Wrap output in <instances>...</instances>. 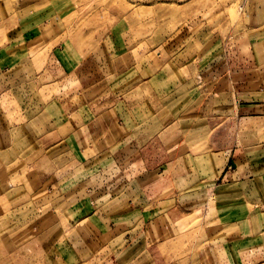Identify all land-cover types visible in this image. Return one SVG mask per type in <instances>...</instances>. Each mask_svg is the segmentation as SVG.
Wrapping results in <instances>:
<instances>
[{"label":"crops","instance_id":"crops-1","mask_svg":"<svg viewBox=\"0 0 264 264\" xmlns=\"http://www.w3.org/2000/svg\"><path fill=\"white\" fill-rule=\"evenodd\" d=\"M129 31L89 50L0 34V264H264V70H200L166 108L192 91V49Z\"/></svg>","mask_w":264,"mask_h":264},{"label":"rangeland","instance_id":"rangeland-1","mask_svg":"<svg viewBox=\"0 0 264 264\" xmlns=\"http://www.w3.org/2000/svg\"><path fill=\"white\" fill-rule=\"evenodd\" d=\"M118 23L129 26L128 35L135 41L157 47L178 40L182 49H192V91L182 88L175 98L170 96L163 101L166 108L176 110L179 105L183 108L193 102L200 93L194 85L195 81L200 82V70L234 73L239 66L246 80L253 76V71L264 70L262 49L256 53L263 56L261 64L253 59L254 45L262 40L259 31L264 29V0H0V25H4L0 34L5 38L16 35L22 39L41 33L48 39L70 41L89 50L101 43L107 30ZM156 52L152 59H156ZM130 80L117 79V89L128 82L130 86ZM55 208L65 222L66 201L58 200ZM67 236L69 244L77 246L70 230ZM181 248L172 256L174 260L192 251H185L186 246ZM57 256L61 257L58 253ZM108 257L85 255L89 264H107L104 261ZM146 258L142 254L136 261L150 264ZM68 260L65 264L76 263L71 256Z\"/></svg>","mask_w":264,"mask_h":264}]
</instances>
